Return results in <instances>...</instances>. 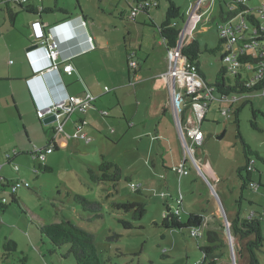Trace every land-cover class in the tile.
<instances>
[{"label": "rangeland", "instance_id": "1", "mask_svg": "<svg viewBox=\"0 0 264 264\" xmlns=\"http://www.w3.org/2000/svg\"><path fill=\"white\" fill-rule=\"evenodd\" d=\"M32 1L45 5L50 2L54 5L57 1L60 5H67L71 8H74L79 1L83 5L89 4L91 7L98 8L101 0ZM148 1H158L160 4V7L151 9L153 14H158V17H161L163 11L166 14L168 0ZM193 1L194 4L189 7L190 0H175L186 20L189 19L199 0ZM224 1L229 0H216L209 8L207 17H212L213 23L204 20L198 28L203 29L204 26H208V30L198 33L197 38L201 42L202 69L210 83L215 81L220 68L226 66L221 59L226 48L220 45L218 32V27L223 21L220 17V9L221 7L226 9V5L222 3V6L221 4ZM260 1L250 0L249 3L256 5ZM110 4L112 6V3ZM10 6L17 13L19 20L30 17L27 12L22 11L24 9L18 4L12 3ZM4 8L5 4L0 0V64H2V68L11 63V22ZM100 9L102 10V8ZM256 16L260 17V14L256 12ZM238 17L233 20L234 24L241 21ZM159 21L162 22V18H159ZM183 23L184 26L185 23ZM141 24L143 28H145V24L151 26L152 28L150 27L149 30L153 33L154 26L149 19L146 20L145 17V21ZM248 25L252 29L253 24L248 22ZM207 49H214L215 52L212 53ZM246 75H253V71L247 72ZM230 76L229 73L228 77ZM126 80L127 85L131 88L127 91L132 93L128 97L129 104L126 105L127 117L130 123L137 125L136 128L128 124L124 112L121 110L119 104L122 100L121 91L111 89L101 98L106 101L111 98L110 103L102 108L108 112V115L104 117L97 111V120H89L91 125L89 128H92V131L89 129V132L93 138L89 136L87 139L75 141L72 137H67V141H69L67 144H71L68 148L65 147L62 151L48 155L55 157L52 172L40 173V179L37 178L32 169L34 163L39 162L32 161L26 155H20L19 159H17L18 156L13 157L15 159L12 164L6 163L4 172L8 169L13 176L23 174L30 181L31 187H22L17 192L25 204L22 201L17 203L12 200L13 192L10 188L0 192V197L8 198V207L5 213L0 209V264H16L19 257L23 255L28 256V264H76L73 256L66 257L68 245L54 248L51 241L42 234L40 230L42 222L36 215L45 219V223H53L66 217L94 233L103 264H203V253L199 249V245L208 244L206 236L196 239L192 236L190 228L166 229L162 226V219L168 211L181 210L180 204L176 202L179 197L185 199V208L180 212L183 221L187 220L190 213H198L202 216L218 213L219 202L212 197L209 183H213L218 191L226 212L229 213L231 209L235 208V212L241 210L242 216L245 217H249L252 212H256V215L262 214L264 228V188L262 187L259 191L250 187L243 190L238 174L239 168L246 164L244 146L238 137V131L251 148L258 151L259 155L264 158V92L250 95V101L247 103L245 98L238 99V104L235 107L243 106L239 116V125L235 123V113L232 112L231 116L227 117V114L219 113L217 102L210 105L211 111L207 113L206 120L202 125L205 143L202 146H193V149L196 157L202 160L201 162L211 163L218 173L219 180H215L211 175L205 179L191 165H189V174L179 180L178 173L173 171L174 165L178 163V147L176 146L178 143L174 136H171L173 131L166 128L167 121L165 119L161 121V127L159 126L162 132L156 130L160 119L159 117L153 119L148 115L147 110L150 88L143 90L141 94L143 102L138 110L137 119L133 117L137 106L135 105L136 101L131 103L134 102L131 97H134L133 91L136 82L135 85L130 84L128 75ZM0 84L4 89H7V83ZM253 109L257 111L256 120L260 130L253 128L251 124L254 119ZM186 113L193 119L199 120V115L197 116L198 113H195L193 108ZM78 114L74 113V116L76 117ZM160 116L163 115L160 114ZM5 117H7V113L6 115L0 113V163L4 160L5 151L10 154L14 153L12 143L20 141L16 147L21 151L26 148L21 140L25 143L28 142L23 127L19 126L20 134L14 135L11 132V118L5 121ZM140 119L146 123H141ZM171 121V124L175 125L172 119ZM120 122L123 123V126L119 125ZM54 125L58 126V122L56 121ZM71 125V121H68L61 135H66V131H72ZM13 127L17 128L18 126L14 125ZM37 127L42 129L43 126L38 123ZM224 131L223 138H220L219 135H222ZM156 135L161 138L152 140L151 137ZM73 142H78L76 148L72 147ZM178 142L179 151L182 152L180 139ZM103 157L121 167L122 178L118 182L102 181L97 183L92 179L88 169L91 167L98 170ZM254 158L257 168L254 178L258 179V171L262 172V183L258 180L257 182L264 185V163L259 158ZM163 159H165L164 163ZM15 164H18L21 169L16 171ZM132 183L142 184L143 187L140 190H135ZM75 194L100 201L102 204L100 216L97 217L94 215L95 213L85 211L76 202ZM127 201L143 202L146 205V213L140 219H136L134 209L125 210L117 208L113 204ZM121 220L130 221L132 226L127 228ZM214 222L212 220L209 223L210 229L215 227ZM219 227L225 231L224 225ZM1 228H3L2 231ZM9 234L15 235L18 239L19 251L4 260L2 259L3 244ZM228 235H230L228 231L226 234L224 233L227 246L222 248L218 264H244V259H241L240 250L236 246L235 237L231 235L230 239ZM16 239L15 241H17ZM231 240L235 244V256L230 249ZM259 258L264 264V245L259 252Z\"/></svg>", "mask_w": 264, "mask_h": 264}, {"label": "crops", "instance_id": "2", "mask_svg": "<svg viewBox=\"0 0 264 264\" xmlns=\"http://www.w3.org/2000/svg\"><path fill=\"white\" fill-rule=\"evenodd\" d=\"M190 2L189 7L194 4L193 0H190ZM214 2L216 0H199L195 6L197 12L194 15H190L188 20L180 21L181 25L183 22L185 25H188L187 27L184 25L186 28L185 44L191 41L192 38H197V34L201 31L208 30V26H204L203 29H198L201 22L206 20V22L213 23V19L211 20L212 17L208 18L207 14ZM2 3L5 4L4 9L6 10L7 4L5 2ZM110 3H112L113 7ZM136 3L137 0H108V2L107 0H101L100 7L96 8L91 7L89 4L83 5L78 1L77 5L71 8L67 5H60L57 1L54 5L51 2L45 5L32 1L31 4L34 5V11L28 12L22 10L27 12L30 17L20 20L17 18V13L13 11L16 13V16L14 21H11V63L4 68L0 64V83H7L8 85L7 89H4L0 84V113L5 115L7 113L5 121L11 118V132L14 135L18 136L20 134L19 126L23 127L28 142L25 143L21 140V143L24 146L26 145V148L21 151L16 147L20 141L17 140L11 144L14 146V152L16 151V154H11L10 164H12L17 156V159H19L21 157L20 155H26L32 161L39 162L32 157L30 152L35 148H44L52 142L54 151L47 154L45 162L52 167L55 157H49L48 155L62 151L65 147L68 148L71 144H67L69 142L67 141V137L70 136L75 141L87 139L90 136L89 129H92L89 128L91 126L89 120H97V111L104 117L108 115V112L102 110V108L104 105L110 103L111 98H109V101L101 100V98L103 94L107 91L109 92L111 89L121 91L122 100L119 102L121 110L124 112V117L127 119L128 124L136 128L137 125L130 123L127 117L126 105L129 104L128 97L132 94L127 91L131 89L127 85L126 78L128 75L130 84L135 85L136 82L133 91L134 97H131L134 101L131 103H135L136 101L135 105L137 106L133 117L137 119L138 110L143 102V97L141 96L143 90L150 88L147 110L148 115L153 117V119L154 117H159L160 119V122L157 123L156 130L160 133L162 132L160 128L161 121L165 119L167 121L166 128L173 131L171 132V136H174L178 143L176 145L178 147V163L174 166H179L185 161L189 170V165H191L205 179L208 178V175H211L215 180H219L218 173L210 162H201L202 160L198 159L196 154H191L189 150L185 154L183 145L184 135L191 146L192 140L188 134V130L196 129L197 127L202 128L207 113L211 111L210 105L212 103L217 102L219 113L226 115L223 111L235 107L238 104V100L234 103L233 100H225L215 93L216 98L209 103V107L206 110L198 105L196 106L195 113H198L199 120L189 119L190 116L186 113L188 110L183 108L184 102L182 95L185 92L184 84L174 77H170L168 80L163 77V74L168 70V48L160 35L158 27L165 20V11L161 13V17H158V14H153L152 8L147 11L136 9L134 14L133 10ZM261 4L262 0L256 5L250 4V6L256 8ZM44 7L53 8V11L45 12L43 10ZM158 7H160V4L156 8ZM145 17L146 20L149 19L153 24V33L149 30L151 26H146L147 24H145V28L142 27L141 22L143 23L145 21ZM159 18H162V22L159 21ZM38 21L42 23L44 29V35L41 38L36 37L33 28V24ZM53 38L59 42L62 55L55 59L54 65L51 66V61L45 57L44 48L51 43ZM35 44H39V47L29 51L28 48ZM234 47H237V45H234ZM131 56L138 63L135 67L130 66ZM67 64L73 65L71 73L64 69ZM68 95L79 96L81 98L92 95L96 97V100L89 106L86 113L78 114L76 117L74 114H70L65 110H60L57 113H47L44 118H39L38 110L40 108L51 106ZM204 95V92H201L199 98H204ZM185 101L188 102V99ZM223 106L225 108H222ZM184 110L186 111L185 113ZM160 114L163 116L161 117ZM52 115H56V118L51 122L45 123L44 119ZM226 116L230 117L231 113ZM177 118L180 124L176 121ZM171 119L175 122V125L171 124ZM56 121L58 122V126L55 127L54 123ZM68 121H71L72 131H66V135H61ZM80 121H83L84 125L80 131V135H77V124ZM140 121L141 123H146L143 119H140ZM38 123L43 126L42 129L37 127ZM14 125L18 127H13ZM119 125L123 126V123L120 122ZM224 134L225 131L222 135H219L220 138H223ZM90 138L93 137L90 136ZM159 138L161 137L158 135L151 137L154 141ZM179 139L183 148L182 152L179 151ZM205 140L204 133L203 144ZM76 145H78V142L72 143L73 148H76ZM193 146L197 145L194 144ZM8 153L5 151L4 160L0 163V174L6 180H4L5 183L8 181L11 183L20 179L29 181L23 174L13 176L8 169L4 172L5 165L9 164L7 162ZM164 162L165 159H163ZM39 167L40 162L37 164L34 163L32 169L34 174L36 171L35 176L37 178L40 177V173H43V171L39 170ZM250 171V177L253 182L262 183V172L258 171V179L254 178V174L257 172L256 160L253 162ZM244 175L246 174L244 173ZM178 176L179 180L184 177H180L179 174ZM241 183L243 190L248 187L254 189L251 184L247 188H243V182L241 181ZM260 183L259 189H254L255 191H259L262 187L264 188V185ZM140 185L143 187L142 184ZM209 185L212 197L219 202V206L217 207L218 213L212 214L211 216H203V226L209 228V223L214 220L215 227L211 229L221 230L219 226L224 225L225 231H222L226 234L228 231L226 224H229L230 227V220L238 211L235 212V208H233L229 211L230 214L226 212L223 201L213 183H209ZM17 197H19L18 194ZM20 200L24 203L23 199L20 198ZM184 201L185 199H182V197L176 200L180 204L181 210L185 208ZM181 210L179 209L176 212L180 216ZM36 216H38L42 224H45V219L40 215ZM250 217L262 220L263 216L262 214L256 215V212H252L248 218ZM2 230L3 228H1ZM13 234H9V237L6 236L5 241L9 238L16 239V236ZM229 234L228 236L231 239L232 233L230 232ZM16 240L19 246V241L18 239ZM233 245L234 250H236L234 243ZM234 254L235 251L233 256Z\"/></svg>", "mask_w": 264, "mask_h": 264}, {"label": "trees", "instance_id": "3", "mask_svg": "<svg viewBox=\"0 0 264 264\" xmlns=\"http://www.w3.org/2000/svg\"><path fill=\"white\" fill-rule=\"evenodd\" d=\"M5 2L6 11L10 22L14 21L16 13L13 12L10 4L16 3L22 9L33 12L34 5L31 4L32 0H27L26 3H20L19 0H1ZM240 0H229L221 2V4L226 5V9L221 7L220 17L223 20L221 24L235 19L241 12L248 11L245 13L247 18L255 24L259 23V19L255 14V10L249 3ZM263 2V0H262ZM158 1H148V0H137L134 5L136 9L149 10L153 7L159 6ZM26 4V5H25ZM222 4V6H223ZM45 12L53 11V8L44 7ZM133 10V11H134ZM180 21H185V15L182 13L181 8L175 2V0H168V6L166 9V17L162 24L158 27L160 35L167 46L168 50L175 48L178 45L181 25ZM220 24V25H221ZM219 25V26H220ZM233 25V24H232ZM219 31V30H218ZM220 32V31H219ZM220 34V33H219ZM228 37L220 36V45L225 46L226 50L222 54L221 59L228 53H231V49L227 47ZM240 42L247 41L244 36L239 37ZM207 51L215 52L214 49H207ZM183 54L186 57L187 62L194 64L197 67L199 76L207 85H211L215 88V93L220 96H240L247 99L246 103L250 101V95L256 94L264 87V78L256 79L252 82V75H246L249 71H257L258 67L256 65L264 59L263 56H255L253 53H248L243 50L239 53V61L243 64L240 70L234 72L227 66H222L215 78L213 83L208 82L206 75L202 69L201 64V42L198 38H192L191 41L187 42L182 49ZM230 73V77H228ZM243 106L232 107L229 109L230 113H235V123L239 125L240 113ZM186 110V109H185ZM184 110V113L186 112ZM254 119L251 121L253 128L260 130V126L256 120L257 111L253 109ZM238 137L242 140L244 149V155L246 157V165L242 166L238 170L239 177L243 182V188H247L253 180L250 177L251 171V160L259 158L264 163V158L259 155L258 151H255L251 146L244 140L240 131H238ZM9 154V153H8ZM7 162L10 163L11 159L7 158ZM46 162V161H45ZM45 162L40 163L39 170L43 172H52L53 168L47 165ZM89 172L92 179L95 182H118L122 178L121 167L113 162L108 161L103 157L102 163L99 165L98 170L89 167ZM35 171V170H34ZM244 173L246 175H244ZM36 174V171H35ZM5 180V179H3ZM6 181V180H5ZM17 181V180H15ZM14 181V182H15ZM11 182V183H14ZM10 188V182L0 183V192L5 191V189ZM141 189V188H140ZM139 189V190H140ZM13 192V191H12ZM12 200L15 202L21 201L17 197V192H13ZM74 198L78 204H80L85 211L95 213L97 217L100 216L102 211V204L98 200H90L87 197L75 194ZM117 208H123L125 210L134 209V217L140 219L146 213V205L140 201H127L123 203H113ZM8 205L3 204L0 199V209L5 212ZM92 219V218H91ZM121 222L130 228L132 223L128 220H121ZM203 216L199 214L190 213L188 214L187 220L183 221L180 214L172 211H168L162 219V226L166 229H177L183 230L185 228H190L191 232L194 230L199 231V235H195L196 239L206 236L208 244L199 245V249L203 253V264H218L219 258L221 256L222 248L227 246V240L224 237V232L222 230L210 229L203 226ZM230 229L233 237H235L237 244L239 245L241 259H244V264H262L259 258V252L262 250L264 245V228L262 220L253 217H244L241 215V210L231 218ZM40 230L42 234L46 236L54 248H60L62 246L68 245L69 249L66 252V257L73 256L76 260V264H103V261L99 255L98 248L95 242L94 233L84 229L83 227L74 223L71 219L62 218L60 221L53 223L42 224ZM4 254H2V259L10 258L13 253L19 251V246L15 239H7L4 244ZM16 264H28V256L23 255L19 257Z\"/></svg>", "mask_w": 264, "mask_h": 264}, {"label": "built area", "instance_id": "4", "mask_svg": "<svg viewBox=\"0 0 264 264\" xmlns=\"http://www.w3.org/2000/svg\"><path fill=\"white\" fill-rule=\"evenodd\" d=\"M243 2H247L248 0H240ZM20 3H26L27 0H19ZM255 12L260 14L259 23L255 24L250 21L245 13L248 11L241 12L238 18L241 21L237 24H234L232 20H229L219 26V33L220 36L228 37L227 47L231 49V53H228L224 56L223 61L225 62L226 66L233 70L234 72L240 70L243 66L239 61V53L243 50L247 51L248 53H253L255 56H263L264 57V0L262 4L256 8H252ZM136 10L133 11L135 14ZM197 12V8L193 10L191 15H194ZM256 14V13H255ZM248 22L253 24L252 29H250ZM233 24V25H232ZM188 25L186 24L185 27ZM184 26L181 27V34L180 39L178 42L177 47L171 48L168 50L167 53V61H168V70L163 74V77L168 80L170 77H174L175 79L179 80L184 84L185 92L183 93V102L186 97H190V100L194 101L195 105L200 106L204 110L209 107V103L216 98L215 96V88L211 85H207L203 79L199 76L197 67L187 62L185 55L182 52L184 43V38L186 36V28ZM245 37L248 39L247 41L240 42L238 39L239 37ZM237 45V47H234ZM45 57L51 61V66L54 65V60L57 59L62 55V50L60 47L59 42L57 39L53 38L50 44L45 46ZM132 58V56H131ZM67 59V58H66ZM138 63L135 59H131L130 66L135 67ZM257 71L253 72L252 75V82L259 78H264V59H262L257 65ZM65 71L71 73L73 70L72 64H67L64 67ZM204 92V98L200 99L199 94ZM264 92V87L257 93ZM223 99H231L235 103L239 98H243L240 96H221ZM194 99V100H193ZM96 100L95 96L87 95L83 98L74 95H68L60 100H58L55 104L51 106H47L46 108H40L38 110L39 118H44L47 113H57L60 110H65L70 114L79 113L84 114L88 110L89 106L92 105L93 101ZM224 114L230 115L229 110H224ZM178 122V120L176 119ZM84 125L83 121H80L77 124V135H80V131ZM188 134L192 140V145L187 142L186 137L184 135L183 145L185 148V154H187L188 150L191 154L194 155L193 145L196 144L197 146L202 145L204 142V131L201 127H197L196 129L188 130ZM82 135V134H81ZM85 136V135H83ZM54 151V145L52 142L44 147V148H35L30 154L32 157L39 162H45L46 156L48 153ZM16 154V151L14 152ZM7 158L11 159V154H7ZM255 159L251 160V167ZM250 167V168H251ZM1 169V165H0ZM15 170H19L20 166L18 164L14 165ZM173 171L178 173L180 177L189 174V168H187L185 161L181 163L179 166L173 167ZM4 180L0 174V183L4 184ZM251 186L257 190L259 189V183L251 182ZM31 184L29 181L20 179L15 181L14 183H10V190L13 192H17L22 187H30ZM132 187L135 190H139L142 186L140 184L132 183ZM1 202L3 204L8 203V198L6 196L0 197ZM177 212V211H176ZM199 235L198 230L192 231V236Z\"/></svg>", "mask_w": 264, "mask_h": 264}, {"label": "water", "instance_id": "5", "mask_svg": "<svg viewBox=\"0 0 264 264\" xmlns=\"http://www.w3.org/2000/svg\"><path fill=\"white\" fill-rule=\"evenodd\" d=\"M33 28H34V31H35V34H36V37H37V38H41V37H43V35H44V29H43V27H42V23H41L40 21L35 22V23L33 24ZM38 47H39V44H35V45L29 47L28 50L31 51V50L36 49V48H38ZM186 99H188V102L185 101ZM185 100H184V104H183V108H184V109H186V110H191V108H193L194 110H196V105H195L194 101L190 100V97H186ZM193 100H194V99H193ZM55 118H56V115L49 116V117H47V118L44 119V122H45V123H47V122H51V121L54 120ZM191 118H192V117L190 116L189 119H191ZM177 120H178V118H177ZM178 122H179V120H178ZM179 124H180V122H179ZM226 225L228 226V232L230 233V232H231V229H230V227H229V224H226ZM236 246H237V248H239V245H238V244H237ZM230 247H231V250H232L233 252L236 251V250H234V245H233L232 240H231V242H230ZM235 249H236V248H235ZM234 256H235V254H234Z\"/></svg>", "mask_w": 264, "mask_h": 264}, {"label": "clouds", "instance_id": "6", "mask_svg": "<svg viewBox=\"0 0 264 264\" xmlns=\"http://www.w3.org/2000/svg\"><path fill=\"white\" fill-rule=\"evenodd\" d=\"M142 188V187H141Z\"/></svg>", "mask_w": 264, "mask_h": 264}]
</instances>
